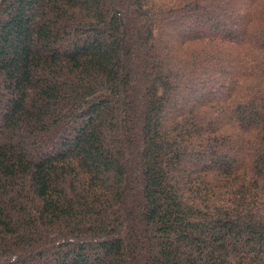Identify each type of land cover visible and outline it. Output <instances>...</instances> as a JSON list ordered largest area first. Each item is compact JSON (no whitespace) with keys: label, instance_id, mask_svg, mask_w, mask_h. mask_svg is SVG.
I'll list each match as a JSON object with an SVG mask.
<instances>
[{"label":"trees","instance_id":"1","mask_svg":"<svg viewBox=\"0 0 264 264\" xmlns=\"http://www.w3.org/2000/svg\"><path fill=\"white\" fill-rule=\"evenodd\" d=\"M0 264H264V0H0Z\"/></svg>","mask_w":264,"mask_h":264},{"label":"rangeland","instance_id":"2","mask_svg":"<svg viewBox=\"0 0 264 264\" xmlns=\"http://www.w3.org/2000/svg\"><path fill=\"white\" fill-rule=\"evenodd\" d=\"M225 27V29H228V27L227 26H224ZM220 31H222L221 29H220ZM168 34H170V35H172V32L171 31H169L168 32ZM62 131V130H61ZM60 130L58 131V134L56 135V137H58L59 135H60Z\"/></svg>","mask_w":264,"mask_h":264}]
</instances>
